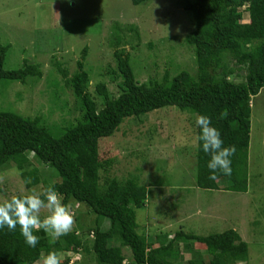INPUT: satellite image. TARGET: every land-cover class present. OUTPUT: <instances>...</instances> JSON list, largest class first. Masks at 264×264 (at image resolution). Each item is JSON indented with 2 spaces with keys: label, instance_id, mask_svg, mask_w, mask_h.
<instances>
[{
  "label": "trees",
  "instance_id": "obj_1",
  "mask_svg": "<svg viewBox=\"0 0 264 264\" xmlns=\"http://www.w3.org/2000/svg\"><path fill=\"white\" fill-rule=\"evenodd\" d=\"M146 1L132 3L140 5ZM184 8L195 19V29L185 38L194 54V72L182 70L173 75L167 70L162 80L141 83L136 79L130 53L119 49L114 53V79L120 80V94L112 96L106 83L101 82L96 86L102 99L98 103L88 93L91 78L85 70L86 47L73 76L64 74L65 86L80 103L82 114L74 124L60 127L47 124L40 117L27 118L0 109V177L4 178L3 168L13 162L25 189L50 185L34 160L26 155L32 153L35 160L58 172L60 181L51 185L71 208L77 224V231L58 239L43 229L34 230L33 234L40 238L35 248L25 242L19 226L15 231L0 228V264H37L41 253L50 251L58 257L68 252L79 253L78 262L83 255L97 264H126L124 249L130 252L128 264H248L249 246L234 229L208 236L179 231L167 244L160 245L140 234L136 212L145 207L148 189L135 178L119 181L110 177V163L100 159V140L113 136L127 119H140L161 108L177 107L195 116V137L200 134L197 117L207 115L221 133L222 146L236 148L230 157L231 175L218 174L213 181L207 167L210 155L197 143V187L248 191L252 99L264 90V0H187ZM244 11L249 14L248 22L243 21ZM115 30L114 43L120 47L125 39L120 29ZM9 48L0 38V85L4 81L26 84L31 78L42 77L39 67L27 62L22 68L7 70ZM239 72L246 73L244 80L233 81L231 77ZM4 192L0 183V195ZM77 205L87 207L89 214L96 217L93 226H85L83 214H75ZM102 219L110 221L107 230L101 227ZM178 241L189 245L187 251L197 243L205 245L208 256L174 258ZM92 254L95 258L89 256ZM63 263L70 264L71 259L68 257Z\"/></svg>",
  "mask_w": 264,
  "mask_h": 264
},
{
  "label": "rangeland",
  "instance_id": "obj_2",
  "mask_svg": "<svg viewBox=\"0 0 264 264\" xmlns=\"http://www.w3.org/2000/svg\"><path fill=\"white\" fill-rule=\"evenodd\" d=\"M186 2L147 0L134 5L132 0H0V38L10 47L5 68L16 70L27 62L42 73L40 79L31 78L26 84L2 82L0 109L27 118L40 117L60 127L74 124L82 113L79 100L65 86L64 74L73 76L86 47L85 70L91 78L88 93L98 103L102 99L96 86L101 82L106 83L112 96L120 94V80L114 79V53L119 49L130 53L136 79L141 83L162 80L167 70L173 75L182 70L194 72V54L185 38L195 29V19L185 10ZM243 21H249L246 11ZM116 28L125 39L120 47L114 43ZM245 75L239 72L231 79L242 82ZM251 122L247 192L197 187L195 116L177 107L161 108L140 119L129 118L113 136L101 139L100 159L110 163L108 175L119 181L135 178L148 189L145 207L136 212L138 232L160 245L167 244L179 231L208 236L234 229L249 246L248 264H264V90L252 99ZM26 155L48 183L60 181L56 170L35 160L32 153ZM2 173L5 192L0 201L33 190L25 189L13 162ZM79 213L85 226L94 225L96 217L87 207L77 205L75 214ZM74 220L72 231H77ZM100 224L107 230L110 221L102 219ZM178 243L174 258L208 256L205 245L197 243L187 251L188 244ZM124 253L128 264L129 249ZM82 256L78 262L80 254L68 252L59 259L61 264L68 257L70 264H97Z\"/></svg>",
  "mask_w": 264,
  "mask_h": 264
},
{
  "label": "clouds",
  "instance_id": "obj_3",
  "mask_svg": "<svg viewBox=\"0 0 264 264\" xmlns=\"http://www.w3.org/2000/svg\"><path fill=\"white\" fill-rule=\"evenodd\" d=\"M226 116V113L223 114ZM223 116L221 118H223ZM196 124L200 134L196 142L202 145L205 153L210 155L207 164L211 171L210 180H217L218 174L231 175V159L235 152V146L223 147L220 131L212 126L209 116L199 115ZM0 183L3 178L0 177ZM45 214L42 216L41 213ZM75 223L71 208L63 203V197L56 191L53 185L42 187L39 191L33 189L23 195L13 194L0 201V228L15 231L20 228L28 246L35 248L39 243V237L34 235V230L43 229L49 232L54 239L69 234ZM37 264H61L55 251L47 254L41 253Z\"/></svg>",
  "mask_w": 264,
  "mask_h": 264
},
{
  "label": "crops",
  "instance_id": "obj_4",
  "mask_svg": "<svg viewBox=\"0 0 264 264\" xmlns=\"http://www.w3.org/2000/svg\"><path fill=\"white\" fill-rule=\"evenodd\" d=\"M160 238H161V237H160ZM164 239H169V238H167V236H165V238H164ZM164 239H163V240H164Z\"/></svg>",
  "mask_w": 264,
  "mask_h": 264
}]
</instances>
